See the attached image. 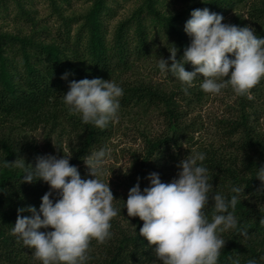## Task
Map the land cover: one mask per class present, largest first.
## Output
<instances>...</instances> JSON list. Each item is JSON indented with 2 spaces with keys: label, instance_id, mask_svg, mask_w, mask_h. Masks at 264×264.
Here are the masks:
<instances>
[{
  "label": "trees",
  "instance_id": "1",
  "mask_svg": "<svg viewBox=\"0 0 264 264\" xmlns=\"http://www.w3.org/2000/svg\"><path fill=\"white\" fill-rule=\"evenodd\" d=\"M51 1L53 12L58 16V26L50 27L54 31L49 28L42 32L37 30L36 20L19 1L21 16L18 19L22 17L31 21L32 34L0 32V117L13 121L19 119L23 126L35 130L44 126L51 132L64 133L70 141L64 147L68 150L65 156H70V165L77 167L85 180L95 177L84 166V159L110 139L113 122L100 129L93 123L85 124L81 114H71L63 96L70 90L72 81L85 78L109 80L127 71L135 60L153 56L156 42L153 43L152 31L167 37L169 46L163 44L164 49L176 47L177 60H182L192 41L185 25L195 9L208 8L225 19L228 13L238 10L241 5H248L247 13L253 23L254 34L264 39V0H203L205 2L185 5L176 12L164 10L166 0H137V7L118 24L110 38L107 27L111 17L109 0H91L92 5L88 9L72 17L64 16L56 0ZM64 2L69 3L70 0ZM232 19L230 25L243 28L238 15L233 22ZM74 26L78 32L73 34ZM229 58L235 57L229 54ZM171 63L170 59V66ZM185 69L195 70L191 63L185 64ZM65 74L67 77L62 78ZM202 77L198 74L194 82ZM116 82L123 89L119 98L122 111L137 107L144 109V113L159 111L166 128L161 134L146 138L144 158L136 172L137 178L128 186V192H112L115 198L113 206L118 210V215L111 220L112 235L102 244L91 241L86 264H162L155 257V246L139 234L144 222L138 216H128L126 201L130 189L137 183L143 192L148 186L150 172L161 166L159 163L167 152L170 162L180 164L182 116L179 103L175 92L168 93L149 82L129 83L121 77ZM262 83L264 79L259 85ZM237 103L235 118L219 121L218 141L197 143L191 153L204 154V161H198V164L209 170V182L213 184L214 192L230 200L237 195L232 192L233 187L244 189L233 212L237 227L221 234L226 244L217 264H248L250 260L264 264V182L257 177L259 170L264 168V129L259 130L256 126L262 114L248 95L240 97ZM173 146L179 150L178 154H174ZM1 149L5 159L0 171V264H42L34 258V249L26 246L12 230L18 209L34 206L39 212L46 193L52 192L54 202L60 198L59 193L43 179L38 178L31 183L23 180L26 169L30 167L28 165L34 168L41 156L26 158L19 148L6 140L2 141ZM186 156H189L188 149ZM19 158L24 159L26 169L11 165ZM213 206L210 195L209 206L205 209L209 221ZM22 215L31 217L32 213L25 211ZM52 230L40 229L42 232Z\"/></svg>",
  "mask_w": 264,
  "mask_h": 264
},
{
  "label": "clouds",
  "instance_id": "2",
  "mask_svg": "<svg viewBox=\"0 0 264 264\" xmlns=\"http://www.w3.org/2000/svg\"><path fill=\"white\" fill-rule=\"evenodd\" d=\"M223 20L222 15L208 8L193 10L185 25L192 41L182 60H177L175 47L169 49L171 66L160 58L158 67L189 87L202 74L201 88L208 94H219L230 86L237 95L250 97L251 90L264 79V39L257 37L251 27L240 28ZM229 54L235 58L230 59ZM187 63L195 70L187 71ZM66 77L67 74L62 78ZM184 91L187 94V88ZM122 95L123 89L114 81L85 78L70 83L63 101L71 114H81L85 124L104 129L118 119ZM109 155L110 150L101 149L85 157L90 175L95 177L87 180L81 178L77 167L70 165V156H41L34 168L27 164V169L23 158L11 164L26 169L24 182L43 179L59 193L55 202L52 192L46 193L39 212L34 206L18 209L12 230L34 249V258L42 264H86L91 241L102 244L111 237V220L118 210L113 206L115 198L109 182L99 178L104 175L103 165ZM204 159L202 153H191L178 165L182 168L178 179L163 183L158 173H152L148 177L150 187L141 192L137 183L129 191L128 216H138L144 222L139 234L155 246V257L162 264H217L226 244L221 234L237 227L233 212L244 189L233 187L232 192L237 195L230 200L214 192L209 170L198 164ZM257 177L264 182V168ZM210 195L214 201L211 221L205 212ZM25 211L32 216H23ZM41 228L53 230L42 232ZM248 264L257 262L250 260Z\"/></svg>",
  "mask_w": 264,
  "mask_h": 264
},
{
  "label": "rangeland",
  "instance_id": "3",
  "mask_svg": "<svg viewBox=\"0 0 264 264\" xmlns=\"http://www.w3.org/2000/svg\"><path fill=\"white\" fill-rule=\"evenodd\" d=\"M21 6L30 12L36 22V29L42 32L49 28L54 31V25L58 24V16L53 12V3L51 0H19ZM18 0H0V32L30 36L33 32L31 21L20 18V5ZM208 1V0H206ZM57 6L63 11L64 16L72 17L83 13L85 9L92 5L91 0H70L65 3L64 0H56ZM164 10L167 12H176L187 6H193L197 3L205 2L203 0H166ZM137 0H109L111 17L108 19L109 38L114 33L120 22L125 21L137 7ZM210 10V9H209ZM248 5H241L238 10L227 14L222 21L229 24V21L237 15L243 22V27H253V23L249 21ZM54 26V28H50ZM58 26V25H57ZM78 28L74 26L72 33H77ZM152 39L156 42L155 53L151 57H145L141 60H135L130 64V68L113 76L111 81L117 84V78L121 77L129 83L139 81L149 82L150 85L162 88V90L171 93L175 92L177 102L179 103V111L181 112V143L182 151L180 160L187 158L186 150H191L197 147V143H216L218 141L219 121L223 119H232L238 114L237 100L240 97L229 86L221 90L219 94L212 95L205 93L201 84V80L194 82L193 86L182 83L175 78L170 72H161L158 67L160 58L170 61V51L164 49L169 46V39L161 34L152 31ZM192 38V37H191ZM164 42V43H163ZM170 67V65H169ZM230 78L226 77V79ZM187 88V94L184 89ZM250 100H253L259 113L262 114L257 128L264 129V83L257 85L250 92ZM142 108H131L129 110H118V119L113 122L112 136L105 144L94 152L101 149L110 150V155L106 157V162L103 165L104 175L99 178L105 182H109L112 192L126 194L128 186L137 178V170L140 168V163L144 158L145 141L148 137H154L165 131L166 125L164 118L159 111L148 110L144 113ZM254 120V119H253ZM64 133L51 132L46 130L44 126L37 130L22 125L19 119L14 121L0 117V171L4 165V154L1 149L2 141H8L15 148H19L20 152L26 158H32L35 155L48 156L52 155L59 158H64L68 150L64 147L70 144L68 137ZM71 138V137H70ZM54 142V143H53ZM176 146V145H174ZM174 154H178L179 150L175 147ZM180 146V145H179ZM170 155L166 153L165 159L156 167L152 173H158L163 183H171L174 179H178L179 170L181 167L175 162H170ZM180 161V163H181ZM86 168L89 167L84 164ZM182 169V168H181ZM90 170V169H89ZM127 171V174L125 173ZM135 178V179H136ZM151 186L149 180L148 186ZM146 187V188H147Z\"/></svg>",
  "mask_w": 264,
  "mask_h": 264
}]
</instances>
